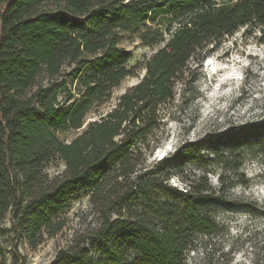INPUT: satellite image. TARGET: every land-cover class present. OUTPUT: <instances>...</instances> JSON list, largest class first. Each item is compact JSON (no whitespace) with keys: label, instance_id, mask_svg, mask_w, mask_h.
<instances>
[{"label":"trees","instance_id":"1","mask_svg":"<svg viewBox=\"0 0 264 264\" xmlns=\"http://www.w3.org/2000/svg\"><path fill=\"white\" fill-rule=\"evenodd\" d=\"M246 27L264 42V0H0V264H24L20 246L35 250L62 232L85 199L93 226L74 233L56 264H187L197 237L220 230L205 205L226 204L225 189L216 195L205 176L183 191L170 185L180 158H199L190 146L150 162L160 108L178 84L191 85L192 63L210 45ZM124 34L164 45L115 108L83 129L135 75ZM254 128L263 145L264 123ZM81 129L69 143L59 137ZM56 158L66 170L51 178L45 167ZM257 207L244 208L264 215Z\"/></svg>","mask_w":264,"mask_h":264},{"label":"rangeland","instance_id":"2","mask_svg":"<svg viewBox=\"0 0 264 264\" xmlns=\"http://www.w3.org/2000/svg\"><path fill=\"white\" fill-rule=\"evenodd\" d=\"M163 45L146 46L136 35H123L121 46L132 54L129 67L135 69V75L114 89L105 104L93 109L85 127L115 108L119 98L142 80L146 62ZM192 72L191 85L178 84L175 98L160 108L162 142L150 158V162L172 158L190 146L199 150V158H180L177 165L182 175H174L170 185L183 191L187 181L205 176L216 195L223 193L224 185L227 203L207 201L205 205L221 228L197 237L194 250L187 253V264H264V215L244 208L252 202L258 209L264 206V144L257 140L260 134H255L261 128H254L264 123V42L260 33L246 27L210 45L205 57L192 63ZM83 129L62 132L59 137L69 143ZM215 149L228 157L227 164L214 156ZM65 170L59 158L45 167L51 178ZM88 210V199L72 204L62 232L46 235L35 250L23 243L20 252L24 264H56L57 253L74 233L93 226Z\"/></svg>","mask_w":264,"mask_h":264},{"label":"water","instance_id":"3","mask_svg":"<svg viewBox=\"0 0 264 264\" xmlns=\"http://www.w3.org/2000/svg\"><path fill=\"white\" fill-rule=\"evenodd\" d=\"M86 126H87V125H86ZM83 128H85V126H84Z\"/></svg>","mask_w":264,"mask_h":264},{"label":"bare ground","instance_id":"4","mask_svg":"<svg viewBox=\"0 0 264 264\" xmlns=\"http://www.w3.org/2000/svg\"><path fill=\"white\" fill-rule=\"evenodd\" d=\"M159 151H161V150H159Z\"/></svg>","mask_w":264,"mask_h":264}]
</instances>
